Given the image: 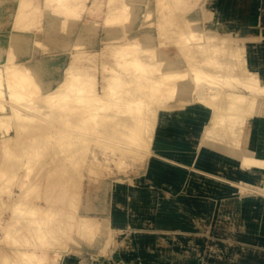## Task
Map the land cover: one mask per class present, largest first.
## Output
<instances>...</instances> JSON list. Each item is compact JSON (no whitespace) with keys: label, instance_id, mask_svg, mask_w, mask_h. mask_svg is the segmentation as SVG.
<instances>
[{"label":"bare ground","instance_id":"6f19581e","mask_svg":"<svg viewBox=\"0 0 264 264\" xmlns=\"http://www.w3.org/2000/svg\"><path fill=\"white\" fill-rule=\"evenodd\" d=\"M90 1L92 19L82 28H91L104 6V46L113 59L102 68L101 89L89 67L77 64L78 50L57 84L42 92V81L55 80L61 58L46 53L22 61L36 39L31 31L43 16L51 32L72 31L86 0H0V264H54L56 252L67 247L73 233L95 237L100 221L75 214L87 133L110 138L105 149L122 146L114 161L122 169L124 156L152 143L158 109L190 100L191 94L197 98L192 111L197 126L191 131L202 137L197 148L205 149L216 169L221 170V157H230L240 168L264 173V149L248 140L255 115L264 114V79L248 68L240 44L191 27L184 15L190 0H155L156 36L162 40L157 42L169 43L165 38L170 41L174 33V48L164 51L152 45L148 33L142 41L132 36L114 43L126 34L138 0ZM7 27L5 40L1 35ZM171 52L184 57L185 68L172 61ZM49 154L51 160H45ZM62 255L58 264H78L76 252L67 249Z\"/></svg>","mask_w":264,"mask_h":264},{"label":"rangeland","instance_id":"374dc122","mask_svg":"<svg viewBox=\"0 0 264 264\" xmlns=\"http://www.w3.org/2000/svg\"><path fill=\"white\" fill-rule=\"evenodd\" d=\"M191 1L192 6L184 13L191 27L199 34L213 31L218 36L231 37L243 47L241 56L248 68L264 79V0H233L239 5L236 7L232 0ZM155 3L138 0L126 34L114 43L132 36L142 41L146 33L152 35V45L156 46L157 40L161 42V35L156 36ZM90 6L91 1L86 0L72 31L51 32L45 16L31 31V38H36L32 42H39L37 37H41L44 51L38 46L39 51L61 55L55 80L50 84L42 81V92L57 84L71 55L78 50L77 64L89 67L101 89L102 68L112 65L113 59L104 46L107 31L100 20L104 6L93 18L95 27L82 28L92 19L87 13ZM147 11L151 15L145 17ZM5 29L9 32V27ZM170 36L172 40L164 37L169 43L158 44L159 49L174 48L175 34ZM53 44L56 49H49ZM172 52V61L185 68L184 57ZM189 98L158 109L149 148H134V154L123 157L122 169L114 164L121 156L122 146L113 151L105 149L110 138H101L97 132L87 133L90 141L86 143L81 181L76 188L75 214L94 216L101 225L92 239L73 233L67 247L56 252L54 264L61 261L67 249L77 253L78 264H264V173L240 168L230 157H221V170L216 169L213 159L203 153L205 149L197 148L202 137L191 131L197 126V115L192 113L197 98L195 94ZM261 101L264 111V99ZM254 119L248 140L264 149V114L257 113ZM49 159L51 154L45 157ZM5 218L6 213L1 220Z\"/></svg>","mask_w":264,"mask_h":264},{"label":"crops","instance_id":"0c3cea01","mask_svg":"<svg viewBox=\"0 0 264 264\" xmlns=\"http://www.w3.org/2000/svg\"><path fill=\"white\" fill-rule=\"evenodd\" d=\"M7 34H8V30L5 29L2 32V35H1L2 38H4L5 40H7ZM37 39H38L39 42L41 41V37H37ZM52 48L56 49V47L54 46V44H53V46L51 45V47L49 49H52ZM42 54H43V51H41V50L39 51L38 50V45L36 43L32 42V43H30V50H29V52L25 56L22 57V61H27L28 59L36 58V57L38 58V57L42 56ZM55 56H61V55H55Z\"/></svg>","mask_w":264,"mask_h":264}]
</instances>
